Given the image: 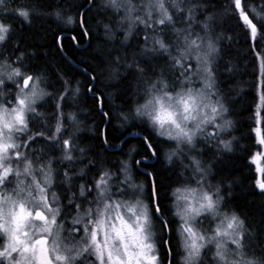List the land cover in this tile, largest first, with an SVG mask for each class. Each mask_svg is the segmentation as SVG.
<instances>
[{
  "label": "snow or ice",
  "instance_id": "1",
  "mask_svg": "<svg viewBox=\"0 0 264 264\" xmlns=\"http://www.w3.org/2000/svg\"><path fill=\"white\" fill-rule=\"evenodd\" d=\"M4 2L5 0H0V4ZM184 2L185 0H147L138 7L133 0H105L107 7L115 11H125L126 15L121 23L124 20L130 21L125 39L132 34L137 24L159 33L153 38V46L144 49L145 53H166L173 70L180 74L176 81L180 85L179 89L170 87L163 80L151 83L145 81L143 103L135 108L138 116L147 117L157 135L176 141L177 149H180L181 144L194 147L195 137L203 135L207 125H214L222 131L231 124L228 121L224 125L216 124L217 117L227 111L219 99L212 100L214 93L210 91L215 87V74L210 57L218 49L211 39L205 42L204 37L191 28L196 5L190 7L184 17L189 24L188 29L174 27V14L170 9L183 13L184 9L179 5ZM234 4L235 9L239 10L240 18L251 29V39L264 40V32L258 33L257 24L244 11L241 0H234ZM142 9L143 16L140 15ZM14 11L25 21L29 19L30 12L26 8L21 7ZM57 16L59 17V13ZM67 22L72 23V17H68ZM211 23L212 17H205L200 25L206 34ZM80 24L84 35L88 36L90 32L83 14ZM157 25L161 27L157 28ZM169 25L173 26L178 42V54L175 56L171 52L172 45L166 42L167 38L163 35ZM105 28L111 33L108 25ZM260 28L264 29V22L260 24ZM10 30L9 24L0 22V43L7 39ZM145 39L149 38L146 36ZM22 58L23 54L17 60L21 61ZM191 61H195V65ZM138 70L141 73L144 71L142 68ZM201 72L206 74L203 87L209 91L185 87V82H192L189 73L195 75ZM16 78H20L22 84ZM6 80L16 83L18 92L14 101L0 103V240L6 238V242L0 244V264H76L86 253L90 258L94 257L95 264H163L159 246L168 242L157 241L153 221H159L161 232L169 230L170 224L164 219V209L159 204V191L155 182L152 184L150 203H145L138 197L119 199L118 196L125 193L119 188L112 191L111 181L114 174L100 171L97 178L89 184L79 186V197L83 198L80 203H77L76 192H72L67 205L61 206L60 196L52 191L51 160L38 163L42 158L33 159L20 149L26 147L29 141L44 138L62 150L63 160L76 161V143L73 135L66 132L67 126L62 122L64 113L60 111L54 132L48 135L45 132L29 134V120L33 118L29 114L38 115L35 105L43 96L48 95L40 89L41 77L24 73L13 62L0 60V101L5 96L3 86ZM259 102L256 111L258 125L261 123L259 117L261 109L264 108V95H260ZM57 107L59 109L60 106ZM104 115L107 116L108 113ZM68 118L75 119L74 116ZM25 135L27 140H22ZM207 135L216 139L218 133L209 132ZM256 135L258 144L264 145V135L259 128L256 129ZM143 139L149 152L156 155L150 138ZM17 140L22 142L17 143ZM220 143L225 149L231 150L229 142ZM79 151L83 153L84 150ZM175 155L177 151L173 150L168 159L171 160ZM262 158L264 153H257L252 157V162L257 163L255 186L264 193V167L258 163ZM140 163L142 161H136V164ZM193 164L194 172L201 175V180L196 181L197 186L178 187L172 193L176 207L174 215L179 216L182 221L180 234L184 237L187 253L183 257L184 264H203L202 250L211 244L215 246L213 255L216 264H264V255L247 258L249 245L245 243L244 221L234 213L229 215L219 211L222 200L219 190L217 189L215 196L205 190L202 181L207 171L195 159ZM122 170L126 171V168ZM70 172L71 169H67L64 173L69 189L72 181ZM80 175L83 178V169ZM13 182L15 187L10 193L6 192L7 186ZM130 186L140 190L143 188L142 185ZM92 193L96 195L89 200ZM85 202L88 204L86 208ZM73 206L78 214L66 228L65 217L71 216V212H65L64 208L72 209ZM208 217L218 221L214 228L203 227V219ZM81 232L83 235L76 241L75 236ZM208 232L212 234L208 235ZM229 244L234 247H229Z\"/></svg>",
  "mask_w": 264,
  "mask_h": 264
},
{
  "label": "trees",
  "instance_id": "2",
  "mask_svg": "<svg viewBox=\"0 0 264 264\" xmlns=\"http://www.w3.org/2000/svg\"><path fill=\"white\" fill-rule=\"evenodd\" d=\"M100 1L5 0L4 4H0V19L8 23L11 30L3 42V49L16 51L20 56L23 54L21 62L24 69L30 74L40 75L48 91L59 92L65 87L72 89L77 85L79 96L73 107L80 114L83 128L90 132L77 138L87 151L86 158L72 164L71 189L68 182L57 186L60 187L62 206L67 205L72 192L77 194L78 186L89 184L100 171L107 170L115 175L124 169L122 165L129 163L131 175L144 186L143 198L147 203L151 202L153 181L158 188L159 204L164 209V219L170 224L167 236V231H160L159 221L154 220V230L156 228L158 231L155 236L157 241L168 242L159 246V255L163 264L169 258L170 264H179L180 251L176 236L178 220L173 215L171 195L174 188L185 181V173L190 174L189 169L183 164L184 161L168 159L167 154L172 150L173 142L158 136L144 120H122L120 123L117 116L118 113L131 114L133 102L145 81L150 82V79L163 75L175 82L179 72L173 70L166 53H150L146 57L138 55L140 38L137 34L129 35L125 44H121L125 36L119 41L122 35L120 31L115 38L103 36L105 25L112 29L118 26L122 30L119 24L123 17L121 11L110 10L102 6ZM193 5H196V10L192 30L204 37L205 42L211 39L218 49L210 57L215 74L214 89L227 109L225 117L231 122L230 128L219 133L216 139L201 135L197 155L201 165L208 167L209 182L216 184L222 197L220 210L229 215L234 213L244 221L248 255L259 257L264 255V193L255 186L257 172L251 158L255 152L261 153L262 150L256 129L259 128L264 135V108L261 109L259 125L256 115L259 97L264 95V40L251 39V29L240 18L234 0H185L179 5L184 9L183 13L170 9L174 14L175 28L188 29L189 24L184 17ZM241 5L253 23L257 24L258 33L264 32L260 28L264 22V0H241ZM21 7L30 12L27 21L14 11ZM81 13L90 32L88 44L84 48L78 47L86 42L79 23ZM68 17H72V23L67 22ZM205 17H212L207 34L200 26ZM166 28L173 30L172 25ZM61 34H65L60 40L62 47L57 42ZM73 37H76L75 41ZM168 40L172 51L175 34L171 40L167 37L166 42ZM145 42L142 39V43ZM191 63L195 65V61ZM136 67L142 68L146 76L137 74ZM171 71L174 73L170 75ZM201 75L203 77L204 73ZM93 77L95 83L89 91ZM174 82L171 81V87H176ZM99 98L102 101L101 108ZM105 113L108 115L105 116ZM51 126L54 132V126ZM31 127H35L32 121ZM39 130L46 135L50 133L48 128ZM129 133H135V136L125 137ZM144 137L150 138L156 155H152L145 147ZM105 138L106 147L102 143ZM220 141L229 142L231 150L225 149ZM138 160L142 161L139 165L136 164ZM90 161L92 164H89ZM65 168L64 173L70 169L68 166ZM82 169L83 178L80 175ZM64 173H58L57 180H66ZM211 188L216 194L217 189ZM73 208H64V211L72 212ZM212 261L208 260L207 263L211 264ZM204 263L206 260H203Z\"/></svg>",
  "mask_w": 264,
  "mask_h": 264
},
{
  "label": "rangeland",
  "instance_id": "3",
  "mask_svg": "<svg viewBox=\"0 0 264 264\" xmlns=\"http://www.w3.org/2000/svg\"><path fill=\"white\" fill-rule=\"evenodd\" d=\"M142 2L146 3L147 0H140L138 2H134L133 1V3L136 4L138 7L141 6ZM100 3L102 4V6H105L106 8L111 10L110 7L106 6L104 0L100 1ZM120 11H121L122 17H124L126 15L125 11L123 9H121ZM143 12H144V10L142 9L140 13L143 15ZM121 21H122V18H120V24H119V26H121V28L123 27L122 30L118 29V26L117 27L115 26L114 29H112V28H110L108 26L111 29V33H109L106 30V28H105L102 35L103 36H107L109 38H115L117 36L118 32L120 31V32H122V35L119 36V41L122 40L124 38V36L126 35V33L128 32V25H129L130 21L124 20L123 23H121ZM127 21H128V25H126ZM0 22H3V21L0 19ZM156 27L159 28L161 26L157 25ZM132 34H133V36H135L137 34V35H139V38H140V42H139L140 43V45H139L140 52L138 51L139 52L138 55H140L141 57L142 56L146 57V54H148V55L150 53H151L150 55L154 54V53L152 54V52L145 53L144 49L145 48H151L153 46V38L158 36L159 33L154 32L152 29L145 28L144 25H142V24H137V25H135V28L132 31ZM173 34H174V31L171 30V28L170 29L169 28H165V31L163 33V35L166 38L168 37L170 40L173 37ZM146 36L149 39L146 40L145 39ZM142 39L146 40L145 44L142 43ZM149 41H151V42H149ZM169 42L170 41L168 40V43ZM125 43H127V39H124L121 42V44H125ZM177 49H178V42H177V38L175 36V45H174V48L172 50L173 52L171 51L173 56L178 54ZM2 50H4L3 49V43H0V60L13 62L14 66L21 67V70L24 73L30 74L28 71H26L24 69V65L22 64V62L17 60V57H20L18 52H16V51H7V50H6L7 51L6 52L5 50L4 51H2ZM156 53H160V52H156ZM139 68L140 67H136L137 74L140 73V75L146 76L144 72H143L144 73L143 74V73H141L138 70ZM193 72H195V68H193ZM173 73L174 72L171 71L170 75L173 74ZM201 74H202V72L198 73V74H195V75L193 73H189V75L191 76V79H192V82H191L192 84H188V82H185V87H192L194 89H203L204 91H209L207 89H204V87H203L204 86V79L206 77V74H204L203 77H202ZM31 75L41 77L40 75H34V74H31ZM179 75H178V77H179ZM169 78L170 77H168V76L165 77L163 75H158L154 79H150V82L149 81L148 82L151 83V82H156V81H159V80H163V81L167 82L170 85V87H171V84H172L171 81L174 82V80L171 79V78L169 79ZM180 79H183V77H180ZM16 80L20 84H22V80L20 78H16ZM174 84L176 85L175 88L179 89V87H180L179 83L175 81ZM174 84H173V86H174ZM143 85L144 86L141 87L142 89L139 91L135 101L133 102L131 114L130 115L120 114L119 115V113H118L117 116H118V118H120V123H122V120L126 121V122L128 120H133V121L134 120L135 121L144 120L148 124V126L156 133L155 129L150 125L147 117H140L135 112V108L137 107V105L140 104V103H143L145 84H143ZM76 86L77 85H75L72 89H68V87H65V88L61 89V91H59V92H51V91H48L45 88V86L43 84L42 77H41L40 89H42V91L44 93H47L48 95L43 96L42 99L37 101L35 107H36V112L38 113V115L37 114H29L30 116L33 117L32 119L29 120V129H30L29 134H35L37 132H40V130H39L40 128L41 129L42 128H45V129L48 128V130L50 129V132H52V130H51L52 126L51 125H53L54 129H55V124L57 122V117L59 116L60 111H62L64 113V118H63L62 122L67 126L66 127V132L72 134L74 139H75L76 151H75L74 155L78 159L76 161H74V162H69V161L63 160L62 159V156H63L62 150L59 149L58 147H55L52 142H50V141H48L47 139H44V138H37L35 141H29L26 147H22L20 149L22 152H25L26 154H28L33 159L42 158L41 160L38 161V163H47L49 160H51L52 169H53V173H52V177H53L52 191L56 192L58 196H59L58 188H60L64 184L66 185V183H67L66 180H64V179H63V181L57 180L56 177H57L58 173H64V168L65 167L68 166L71 169L72 164H74L76 162H80L83 158H86L85 149L76 140L81 134H83L85 132H90V131L89 130H85L83 128V126L81 124V120H80L81 118L79 117L80 114L76 110H74V107H73V104H75L77 102V100H78L77 98L79 96V94H78L79 92H78ZM3 91L5 93V96L3 98V101H0V103L6 102V101H14L16 93L18 92L17 84L14 83L13 81H7L6 80V83L3 86ZM210 91L214 93V95H212V100L213 101H215L216 99L220 100L219 96H217V93H216L215 89H212ZM61 97H63V99H61ZM57 105L60 106L59 109H58ZM70 116H74L75 119L74 120L69 119L68 117H70ZM31 121H32V124L37 129L35 127H31ZM226 121H229V120L225 117V112H223L220 117H217L216 124L217 125H224ZM229 128L230 127H227L226 129L221 131L220 129L216 128L214 125H207V126H205V133L203 135H207V133H209V132H217L219 134V133H222L223 131H227ZM200 136L201 135H197L195 137V145H194V147H189V146H187L185 144H181L180 145V149H177V142L171 140L174 145L172 147V150H170L168 152V154H167L168 157L173 152V150H176L177 151V155L173 156L172 158L179 159L182 162L184 161L183 164L186 165V168L189 169V173H190V174L185 173V181L181 185L175 187L174 189H176L178 187L182 188V187H185V186L196 187L197 186L196 181L197 180H201L200 173L194 172L195 165L193 164V160L194 159L200 162V159H199V157L197 155L198 150H199V148H198V143H199L198 139H199ZM207 137H208V135H207ZM163 138H165V137H163ZM22 140H27V135L23 136ZM22 140H17L16 142L20 143V142H22ZM31 142L32 143L35 142L36 146H34V143L31 144ZM42 143H44L45 145L42 144ZM261 147H262V150L260 152L264 153V145H261ZM79 149H83L84 150L83 153H81L79 151ZM53 152H56V153H53ZM256 154H257V152H255L253 156H255ZM251 162H252V158H251ZM258 163H259V165L261 167H264V158L259 159ZM253 164L255 165V167H257V163H253ZM200 165H201V163H200ZM13 166L15 167L16 165H13ZM122 167H124V169L126 168V171L120 170V171H117V174L113 175V178H112V181H111L112 191L115 192L116 189L119 188L125 193L124 195L118 196L119 199H133L134 197H138L140 199H143L144 202L147 203V201L143 198V196H144V193H143L144 192V188H142V190H140V189H138L136 187L130 186V185L139 186V185H142V184L140 182L136 181L133 178V176L130 174V166H129V164L128 165L126 164V167L124 165H122ZM202 167L204 169H206V171H207V174H206V176L204 177V179L202 181L203 186H204L205 190L210 191L215 196V192L211 188V186L213 188H216V189H217V186H216V184H214L212 182H209V179H208V177H209V175H208L209 174L208 167L207 166L205 167V165L202 166ZM103 171H107V170H103ZM59 185H60V187H57ZM14 187H15V182H13V184H11V185H8L7 188L5 189V191L10 193ZM77 190H78L77 191V201H78V203H80L83 200V198L79 197V186L77 187ZM64 191L66 192V190H64ZM173 191H172V193H173ZM95 195H96V193H92V196H89L88 199L91 200L93 198V196H95ZM171 196H172V208H173V215H174V213L176 212V207H175V204H174V197H173V195H171ZM60 204L62 206V201L61 200H60ZM84 205H85V208L88 207V204L86 202H85ZM53 206L55 207L56 205H53ZM219 211L221 213H225L224 211H221L220 208H219ZM77 214L78 213L76 212L75 207H74L72 212H71V216H67L65 218V220H66L65 227L66 228L69 227V222ZM174 216L178 220L177 229H176V236H177V240H178V248H179V251H180L179 264H184L183 257L186 256L187 253H186V250L184 248V237L180 234V225L182 224V221H181L179 216H177V215H174ZM216 222H218V221H213L211 217H208L207 219H203V227L206 228V229L214 228ZM153 223H154V221H153ZM155 234L156 235L158 234V231H157L156 228H155ZM207 234L211 235L212 233L208 232ZM62 235H67V233H62ZM82 235H83L82 232L77 234L75 236V240L79 241L80 240V236H82ZM244 235H245V233H244ZM5 242H6V238H4L3 240H0V244H3ZM245 243L247 245H249L248 241L246 240V237H245ZM49 246H51L50 243H49ZM229 247H234V246L229 244ZM214 252H215L214 244H211L207 248L202 250L201 259H202V261L206 260V263H204V264H209L210 262L207 263L208 260H210V261L213 260L211 262V264H216V262L214 260V255H213ZM247 252H248V249H247ZM205 253H206V255H205ZM206 257H207L208 260L206 259ZM247 258H252V257L248 255ZM5 264H7V262H5ZM76 264H95L94 257L90 258L88 256V254L86 253V254H84V256H82L80 258V260H78L76 262Z\"/></svg>",
  "mask_w": 264,
  "mask_h": 264
},
{
  "label": "water",
  "instance_id": "4",
  "mask_svg": "<svg viewBox=\"0 0 264 264\" xmlns=\"http://www.w3.org/2000/svg\"><path fill=\"white\" fill-rule=\"evenodd\" d=\"M82 14V13H81ZM81 14H80V17H79V23H80V20H81ZM81 25V24H80ZM67 34V33H66ZM68 34H70V33H68ZM63 35H65V34H61L59 37H58V46H60V40H61V37L63 36ZM88 41H89V39H88V36H86V42H85V44L84 45H82V46H78L79 48H84V47H86V45L88 44ZM61 50V52H63L62 51V49H60ZM73 65H75V66H77L75 63H73L69 58H67ZM82 69V68H81ZM85 73H88L85 69H82ZM94 83H95V80L92 78V81H91V83H90V86H89V88H88V90L90 89V88H92L93 87V85H94ZM90 91V90H89ZM99 107L101 108V105H102V101H101V99L99 98ZM130 136H135V133H129V134H127L125 137H130ZM122 143V142H121ZM167 236H169V231L167 230ZM167 241V240H166ZM166 264H170V258L168 259V261L166 262Z\"/></svg>",
  "mask_w": 264,
  "mask_h": 264
},
{
  "label": "flooded vegetation",
  "instance_id": "5",
  "mask_svg": "<svg viewBox=\"0 0 264 264\" xmlns=\"http://www.w3.org/2000/svg\"><path fill=\"white\" fill-rule=\"evenodd\" d=\"M76 141H78V140H76ZM102 143H103V145L106 147V145H105V142L102 140ZM118 146V145H117ZM119 147H120V145H119ZM114 148V147H113ZM107 149H109V148H107ZM115 149H117V148H115ZM86 151L87 150H85V153H86ZM110 151H113V150H110ZM116 151V150H115ZM53 153H56V152H53ZM126 164V163H125ZM129 164V163H128ZM127 164V165H128ZM125 167H126V165H124ZM129 166L131 167V165L129 164ZM130 174H131V169H130ZM63 189H67V188H65V187H62ZM60 190V188H58V191ZM59 196H60V194H59Z\"/></svg>",
  "mask_w": 264,
  "mask_h": 264
},
{
  "label": "bare ground",
  "instance_id": "6",
  "mask_svg": "<svg viewBox=\"0 0 264 264\" xmlns=\"http://www.w3.org/2000/svg\"><path fill=\"white\" fill-rule=\"evenodd\" d=\"M15 22H16V20H15ZM15 22H14V23H15ZM67 33H68V32H67ZM105 34H106V33H105Z\"/></svg>",
  "mask_w": 264,
  "mask_h": 264
}]
</instances>
